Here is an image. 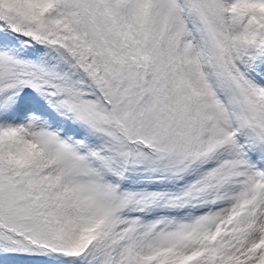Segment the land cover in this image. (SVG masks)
<instances>
[{
    "label": "snow or ice",
    "instance_id": "snow-or-ice-1",
    "mask_svg": "<svg viewBox=\"0 0 264 264\" xmlns=\"http://www.w3.org/2000/svg\"><path fill=\"white\" fill-rule=\"evenodd\" d=\"M0 264H264V0H0Z\"/></svg>",
    "mask_w": 264,
    "mask_h": 264
}]
</instances>
